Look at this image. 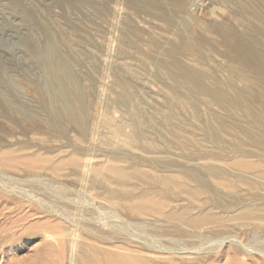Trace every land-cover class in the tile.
Listing matches in <instances>:
<instances>
[{"label":"rangeland","instance_id":"1","mask_svg":"<svg viewBox=\"0 0 264 264\" xmlns=\"http://www.w3.org/2000/svg\"><path fill=\"white\" fill-rule=\"evenodd\" d=\"M175 1L0 0V155L48 160L37 170L0 165V264H70L58 231L71 256L93 229L168 258L264 264V124L234 91L257 75L216 29L256 37L264 0H182L174 11ZM193 40L201 58L185 50ZM113 167L124 180L96 173ZM164 182L181 185L171 209L210 221L137 218L127 193L154 199Z\"/></svg>","mask_w":264,"mask_h":264},{"label":"bare ground","instance_id":"2","mask_svg":"<svg viewBox=\"0 0 264 264\" xmlns=\"http://www.w3.org/2000/svg\"><path fill=\"white\" fill-rule=\"evenodd\" d=\"M182 2H183L182 0H176L172 5V9H174V11H179L180 9H182V4H183ZM225 2L227 3V1H225ZM228 4H229V2H228ZM162 13H163L162 16L165 19H169V13L168 12L165 13V11L162 10ZM259 19H260L261 25L259 24L260 26L258 27V35L254 38L246 36V35H240V34L236 33L230 26H228L227 24H224V23L216 26V29L223 35L222 37L224 39V43L227 47V50L229 49L228 53H230L233 56L234 60L241 63L244 68L255 71V73L257 75L255 80L249 81V85H248L249 89L241 90V89L234 88L235 89L234 90L235 91V102L237 104L246 105L249 109L253 110V113L255 114L253 116L254 119L258 120L264 124V90H263V87H264V16L260 17ZM202 44H203L202 40H193V42H190L189 44H187L185 46V50L187 51V53H190L193 56L200 57V48H201ZM49 69L55 74L62 73V69L57 67L54 64H51ZM193 74H195V73H193ZM233 74L236 75L237 77H241L244 79L243 75L241 74L240 70H238V69L234 70ZM191 75H192V73H191ZM192 76H194V75H192ZM245 83H247V82H245ZM211 95H213V94H211ZM255 105L260 106V110L252 108ZM43 158L42 157L41 158L40 157L39 158L38 157L31 158L30 156L25 157V155H23V157H19V156L15 157L14 154L12 155L9 153V154L2 155V156L0 155V165L4 166V167H16V168H26L28 170H37V169L45 166L44 164H45L47 159L46 158L43 159ZM76 161L77 160L73 159V162H76ZM237 166L243 170H246V171L254 170L256 168L255 164L250 163V161L246 162L244 160L239 161L237 163ZM57 171H59V169ZM96 173L98 174L99 177L103 178L104 180L105 179H107V180L117 179V180L121 181V180L125 179V176H127V175H124L125 173H122V171L120 169H117L115 167L109 169L106 172L101 171V170H97ZM260 176H261V174H260ZM222 184H223L222 186H225V187L228 186L226 181L223 182ZM162 185H163V187H162ZM162 185H161V191L158 194V197H156L154 199L151 198V192H149V190H147L148 192L143 193L141 196H137V197L136 196L132 197L131 193H127L128 195H127L126 199L129 202L128 206L130 209H132L134 211L135 215L137 214V215L142 216V214H148V216L150 217L151 220H154L155 218H157L159 216V218L160 217H162V219L167 218L168 220L176 223L175 226L177 225V223L178 224L180 223L181 226H182V224H185V226L189 225L191 228H195L197 226H200V224H203V223L210 221L211 217L209 215L208 216L202 215L203 217L202 216L201 217H195L192 214V210H190V207L185 206V208H182V210L179 212L173 210V208L171 209L170 208L171 206L167 205L168 204L167 200H168V197H170L172 195V193L174 194L173 189H174V187L177 188L178 185H177V187L176 186L173 187V184L171 182L170 183L164 182V184L162 183ZM179 187H181V185ZM188 190L189 189H186V187L183 186L180 190V193H183V194L189 193L195 197L200 195L199 191H197V190H194V189H190L189 191ZM195 197H193V198H195ZM121 207H125L124 204L121 205ZM151 214H152V216L156 215V217L153 216V218L155 217L153 219L150 216ZM145 216H147V215H145ZM139 217L140 216H137V218H139ZM159 218H158V220H159ZM160 221L162 222L161 219H160ZM160 221H158V222H160ZM165 221H164V223H165ZM164 223L162 222L159 224L163 225ZM168 223H169V221H168ZM139 224L142 225L141 223H139ZM180 224H179V226H180ZM189 226H187V227L189 228ZM168 227L170 228L169 230H171V227L169 224H168ZM151 229L153 230V228H151ZM177 229L179 230V228H177ZM88 230H90V229H88ZM93 230H92V232H93ZM166 230H168V229H166ZM62 231H63V229H62ZM58 232H59V234H58L59 238L55 239V241L57 242L58 248H59L58 255H60V257L62 259H64L65 257L67 259H69L70 264H207V258H200L199 257L198 259H196V258L195 259H193V258L188 259V255L185 256V258L183 257L185 253H183V255H181V257H183V258H179V257L173 258L174 254H171L172 258L171 257L168 258V257H164L165 255L168 256V254H169L168 252H167V254H165L166 251L164 249L163 250L165 252L163 251L164 252L163 253L161 250L160 251L158 250V247L156 249L154 246L152 248V247H149L148 245L136 246V245H133L129 242L122 241V239H124V238H122L121 236L120 237L122 239L117 240L111 236H106L100 232L99 233L101 235H98L96 233H92L91 231H90V234L92 235L90 238L91 244L89 243L85 246H82V251L79 252V255H77V254L74 255L75 243L73 242V244H71V249H70V253H72V255L68 256L69 251H68L67 240H66L63 232H60V230ZM112 232L110 234L114 235L115 232L114 233H112ZM153 233L156 234V231L155 232L153 231ZM157 233H158V230H157ZM53 234H54V232H53ZM108 234H109V232H108ZM155 234H153V235H155ZM159 234H156V236L158 235V237H160L161 235L162 236L164 235V234H160V235ZM51 235L52 234H49V236H51ZM54 235H53V237L56 238L57 234H56V236H54ZM67 237H69V236H67ZM115 237H118V234ZM54 238H52V239H54ZM149 240H150V238H149ZM152 241H153V239H152ZM134 242L135 241H133V243ZM150 246H152V245H150ZM161 249H162V247H161ZM183 251L185 252V250H183ZM179 253L181 254L180 251H179ZM186 253H187V251H186ZM163 254H165V255H163ZM169 256H170V254H169ZM189 257H191V256H189Z\"/></svg>","mask_w":264,"mask_h":264}]
</instances>
